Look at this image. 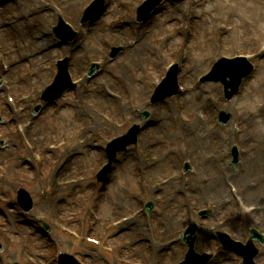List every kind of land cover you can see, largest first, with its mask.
Listing matches in <instances>:
<instances>
[{
  "label": "rangeland",
  "instance_id": "rangeland-1",
  "mask_svg": "<svg viewBox=\"0 0 264 264\" xmlns=\"http://www.w3.org/2000/svg\"><path fill=\"white\" fill-rule=\"evenodd\" d=\"M91 1L0 0V44L4 64H13L24 55L34 57L33 53L37 52L34 60L26 59V64L19 65L6 76L18 95H26L30 90L35 93L36 88L47 82L48 67L57 53V57L70 58L74 79L83 75L88 61H103L102 73L96 79L86 81L82 84L84 87L79 86L63 102L45 110L36 129L30 133L32 138L40 140L39 147L64 142L62 148L57 147L55 153L42 154L38 162L21 144V150L8 146L2 153L0 149V240L4 248L0 264H53L51 257L61 251L77 256L85 264H177L187 252L186 245L178 237L194 220L189 214L191 208L214 209L206 227L225 215H235L237 210L243 215V207L234 209L231 195L236 194L225 187L220 175L234 172L227 169V149L232 144L241 151L243 166L244 137H253L254 141L246 145L250 158H245V163L249 166L253 165L249 159L258 154V145L264 143V92L259 93V87H264V52L259 46L264 43L263 5L258 0H187L180 6L162 5L148 24L138 26L134 23V10L142 0H105L102 16L93 26H85L81 33L80 16ZM33 12H38L44 20L34 26L37 30H46L45 35L37 38H30L31 23L19 17L22 14L36 17ZM61 12L79 35L71 47L51 50L49 47L55 42L50 28L56 22V14ZM14 27L25 33V45L19 38L22 52L15 49L18 40L12 34ZM118 45L123 46L124 52L111 63L107 60L108 51L111 46ZM42 50L45 51L39 52ZM240 53L252 56L255 72L243 82L234 98L224 99L220 84H197L198 77L208 72L215 59ZM172 62L180 67L178 82L184 86L185 93L181 91L148 108L154 126L147 127L140 136L138 148L119 156L108 183L97 184L95 174L106 161L98 148L103 143L102 136L107 139L128 130L133 121V109L147 107L151 89L164 75V67ZM138 77L141 79L136 82ZM197 93L198 99L194 98ZM84 97L87 105L81 102ZM219 110L231 115L226 126L216 124ZM26 119L30 117L27 115ZM112 122L124 127L118 129ZM64 135L70 136V141L65 142ZM190 137L198 143L196 152ZM185 145L193 155L188 154ZM18 151L23 156L17 155ZM212 152L216 156L219 152L220 156L211 164L213 167L210 166L215 172L208 174L222 193L217 189L215 194L205 193L210 186H198L194 182L185 185V189L175 181L170 188L157 186L162 179L174 178L184 159H191L201 169L199 154ZM167 156L171 160L164 162ZM31 160L33 167L26 166ZM236 174L231 180L238 187L247 179L264 175V167L247 171L245 175L239 171ZM57 175L61 185L57 183L55 187L53 182ZM85 177L86 184L78 182L73 187L64 184ZM22 181L27 183L25 189L35 205L32 213L26 216L19 214L13 202L5 203L15 197V188ZM194 187L200 189L192 196ZM260 191H264V186L256 193ZM190 194L192 202H188ZM147 201L153 202L149 216L142 211ZM89 210H96L100 218L96 229L104 232L106 225H111V239L104 246L112 245L114 253L106 254L102 245H87L80 238L90 231L86 215ZM81 211L84 216L80 219L70 217L71 213ZM122 217L129 219L128 222L115 228L113 223ZM40 218L53 227L51 235L40 232ZM233 225H228V229L234 228ZM241 232L235 230V238L245 239L247 235L249 239L248 230ZM197 234L196 253L216 248V244L211 243L217 242L214 235L201 228ZM107 238L108 235L103 236L104 241ZM215 252L210 264L239 261L238 256L226 257L222 251ZM263 258L264 252L255 260Z\"/></svg>",
  "mask_w": 264,
  "mask_h": 264
},
{
  "label": "bare ground",
  "instance_id": "bare-ground-1",
  "mask_svg": "<svg viewBox=\"0 0 264 264\" xmlns=\"http://www.w3.org/2000/svg\"><path fill=\"white\" fill-rule=\"evenodd\" d=\"M22 16V17H21ZM21 16H19L20 17V19L21 20H23V22L26 20V18H25V16L22 14ZM40 18H38V20H39ZM36 31H38V30H36ZM12 34L14 35V37H16L17 38V40H19L20 41V37H21V39H22V44L23 45H25L24 44V35H25V33H23V31H20L17 27H14L13 28V32H12ZM28 37V36H27ZM29 38V37H28ZM27 42H29V41H27ZM261 84L259 83V85L258 86H260ZM260 92H264V87L263 86H261V87H259V93ZM194 98H196V99H198L199 98V93H197V94H195V96H194ZM191 143H192V145H193V148L194 149H196L195 147L196 146H198L197 144V142L195 143V141H194V137L193 138H191ZM264 143H260V145H258V149H259V151H258V154L257 155H255L254 156V161H253V165H251V167H252V169L253 170H255L257 167L259 168V167H264V145H263ZM167 160H171V158L170 157H164V162L165 161H167ZM207 167L208 166H210V164L209 165H206ZM212 166V165H211ZM254 166V167H253ZM204 168H205V166H204ZM214 185H210V187H209V189L205 192V193H210V194H215L214 193V190L216 189V188H220L218 185H217V183L216 182H214L213 183ZM261 193H264V191H262ZM261 193H258L257 195L255 194V193H251V195H254L255 197H258V196H260L261 195ZM236 229H237V227H236ZM238 230V229H237ZM215 242H213V244H214Z\"/></svg>",
  "mask_w": 264,
  "mask_h": 264
},
{
  "label": "water",
  "instance_id": "water-1",
  "mask_svg": "<svg viewBox=\"0 0 264 264\" xmlns=\"http://www.w3.org/2000/svg\"><path fill=\"white\" fill-rule=\"evenodd\" d=\"M192 248H193V247H192V244H190V251H189L190 254L193 253V249H192Z\"/></svg>",
  "mask_w": 264,
  "mask_h": 264
}]
</instances>
